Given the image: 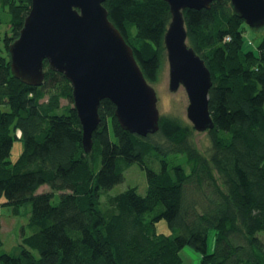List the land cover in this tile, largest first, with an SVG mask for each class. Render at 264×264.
<instances>
[{
    "label": "trees",
    "instance_id": "16d2710c",
    "mask_svg": "<svg viewBox=\"0 0 264 264\" xmlns=\"http://www.w3.org/2000/svg\"><path fill=\"white\" fill-rule=\"evenodd\" d=\"M30 5L0 0V11L10 17L0 49V199L6 200L0 207L18 214L31 204V234L22 235L18 255L1 252L0 236V264H183L186 247L201 264H264V40L259 55L244 51L246 24L229 0L183 11L187 43L211 73L214 127L207 131L206 155L193 142V127L174 118L159 117L158 132L146 137L124 131L109 100L99 104L100 122L86 154L65 76L46 62L38 87L12 75L8 49ZM103 5L147 82H157L171 20L167 3ZM15 140L23 151L11 162ZM133 164L145 172L146 194L130 187L101 202ZM43 185L50 190L37 193ZM161 221L169 234L158 232Z\"/></svg>",
    "mask_w": 264,
    "mask_h": 264
},
{
    "label": "water",
    "instance_id": "95a60500",
    "mask_svg": "<svg viewBox=\"0 0 264 264\" xmlns=\"http://www.w3.org/2000/svg\"><path fill=\"white\" fill-rule=\"evenodd\" d=\"M107 0H31L18 38L9 46L12 75L22 83L40 86L44 62L62 73L72 86L73 108L82 129V146L92 150V133L102 100L115 106L121 129L140 137L159 130L155 90L145 79L132 48L108 18ZM171 20L163 43L169 65L170 92L183 87L186 116L196 132L212 130L209 111L211 73L187 44L183 18L186 9H209L223 0H162ZM232 11L251 30L264 28V0H229Z\"/></svg>",
    "mask_w": 264,
    "mask_h": 264
},
{
    "label": "rangeland",
    "instance_id": "374dc122",
    "mask_svg": "<svg viewBox=\"0 0 264 264\" xmlns=\"http://www.w3.org/2000/svg\"><path fill=\"white\" fill-rule=\"evenodd\" d=\"M10 33V17L6 11H0V49L3 48V38L6 34ZM244 51H253L256 55H259L258 46L264 40V28L259 30H251L247 25L244 27ZM188 44V43H187ZM264 53V51H263ZM151 87L155 90L157 97V109L160 117H170L181 122L188 124L192 127L186 116V109L188 107L187 94L183 87H180L176 92H170L168 88L169 84V65L167 60L166 50L164 49L162 68L159 73L157 82H149ZM68 103L66 100H61V105L66 106ZM73 106V105H72ZM7 110L6 107L2 108ZM193 142L199 152L203 155L208 153L210 148V138L208 132H193ZM23 151V144L20 140H15L11 156L9 160L15 162ZM98 163L95 169L100 167V160L97 159ZM136 188L139 195L144 196L147 191V182L145 172L141 170L136 164L131 165L123 172L122 182L116 184L105 195L101 197V202H105L106 196H115L127 188ZM47 185H43L39 188L37 193L49 191ZM5 198L0 199V203L5 202ZM59 201V193H55L52 200V204H57ZM31 216V204L30 202L25 203L18 209V214L13 213V209L9 206L1 205L0 207V223L1 231L0 236L2 240L1 252L9 255L19 254V244L22 235L28 236L31 234V230L28 227L29 219ZM159 233L169 234V229L165 221H161L157 225ZM214 249V235L213 231L210 232L208 238V251L212 252ZM181 257L183 264H201L200 255L193 249L186 247L181 251ZM35 256H38L34 252Z\"/></svg>",
    "mask_w": 264,
    "mask_h": 264
},
{
    "label": "built area",
    "instance_id": "2783aa9c",
    "mask_svg": "<svg viewBox=\"0 0 264 264\" xmlns=\"http://www.w3.org/2000/svg\"><path fill=\"white\" fill-rule=\"evenodd\" d=\"M227 40H228V38H227Z\"/></svg>",
    "mask_w": 264,
    "mask_h": 264
}]
</instances>
